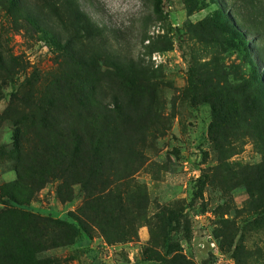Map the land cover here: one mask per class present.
<instances>
[{"label":"rangeland","instance_id":"obj_1","mask_svg":"<svg viewBox=\"0 0 264 264\" xmlns=\"http://www.w3.org/2000/svg\"><path fill=\"white\" fill-rule=\"evenodd\" d=\"M155 8L0 0V264H264V0ZM78 91L111 155L39 177L69 130L23 102Z\"/></svg>","mask_w":264,"mask_h":264},{"label":"trees","instance_id":"obj_2","mask_svg":"<svg viewBox=\"0 0 264 264\" xmlns=\"http://www.w3.org/2000/svg\"><path fill=\"white\" fill-rule=\"evenodd\" d=\"M160 0H156V11H159ZM86 21H89L85 14H81ZM43 34L51 39L52 36L49 32L44 31ZM238 37H241V33H237ZM91 101L90 98H85L79 91L74 93L72 98H58L54 100L44 99H32L25 100L23 102V112L19 120L25 123L37 122L41 126H52L54 123H59L58 119H61L62 123H65V127L69 130L67 135H59L61 137L60 142L55 144L56 155L51 159H47L43 162L40 160L43 170H39L35 174L39 177L45 178L46 176L58 175L61 176L65 171L71 169L78 171V174H72L79 179L89 178L95 171H100L102 167L101 160L111 155L112 146L108 137L105 136L99 129V135L92 137L89 131L93 129L90 117H91ZM57 110L59 113H57ZM62 115V116H61ZM66 115H68L66 117ZM68 119V121H67ZM103 124H112V117L110 114L102 116ZM68 122V123H67ZM75 124L76 127H68L67 125ZM101 125V124H100ZM210 126V130L212 131ZM47 147L49 145H46ZM46 148V147H45ZM52 163L53 166L50 164ZM72 173V172H71ZM67 179L65 180V183ZM17 183H14L11 190L5 192L4 196L0 194V197L17 208L26 206L29 198H19L17 196ZM9 214H14L13 211L8 210ZM80 223V221L78 220ZM39 222H36V225ZM148 260H157L151 255V251H148ZM184 262V261H183ZM187 262H184L186 264ZM171 264V263H169Z\"/></svg>","mask_w":264,"mask_h":264}]
</instances>
